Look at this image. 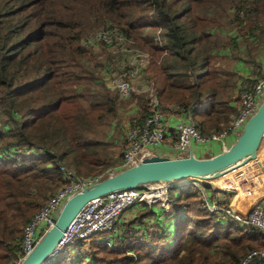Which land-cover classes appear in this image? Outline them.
<instances>
[{"label":"trees","instance_id":"obj_1","mask_svg":"<svg viewBox=\"0 0 264 264\" xmlns=\"http://www.w3.org/2000/svg\"><path fill=\"white\" fill-rule=\"evenodd\" d=\"M229 2L236 38L248 42L264 34V0H0V264H17L24 256V226L63 184L58 168L63 161L77 173L107 163L92 132L117 110L119 98L106 78L95 75L93 67L101 72L106 67L83 41L100 28L118 29L152 54L147 69L161 104L196 105L194 117L203 127L207 119L227 124L235 110L223 109L228 102L219 93L230 87L231 74L223 73L226 81L219 77L213 54L226 46L211 38V30L224 26ZM147 29H161L162 45L144 33ZM137 101L141 123L148 109ZM57 180L55 191L40 202L38 193ZM188 185V190L176 188L177 197L170 195L179 214L169 215L174 246L159 244L169 232L164 223L153 237L137 223L144 217L165 220V211L139 205L141 220L119 227L116 246L91 244L89 258L78 259L64 250L46 264H238L253 245L264 249L259 231L224 225ZM75 246L81 249L86 242ZM217 251L225 258L213 262Z\"/></svg>","mask_w":264,"mask_h":264},{"label":"built area","instance_id":"obj_2","mask_svg":"<svg viewBox=\"0 0 264 264\" xmlns=\"http://www.w3.org/2000/svg\"><path fill=\"white\" fill-rule=\"evenodd\" d=\"M156 40L162 45L161 29L156 34ZM82 44L86 49L104 45L111 50L115 58L127 55L129 59L125 67L112 78L107 79V86L123 100H128L134 96H143L146 99L148 113L141 123H137L126 130V147L122 153L121 162L107 171L112 176L116 170L120 171L124 167L131 168L147 162L156 156V149L166 143L164 113L155 83L153 80H149L145 85L138 82L143 71L151 64L153 56L116 28H100L89 35ZM263 102L264 78L244 84L239 95V111L220 134L204 136L193 120L179 122L177 140L173 145L178 157H192V145L195 143L222 140L231 133L238 135L243 133L246 124L257 113ZM58 168L63 177V184L24 226L21 245L24 256L20 261L32 253L40 242L38 230L44 231L43 237L55 226L56 220L68 200L104 179L102 176L82 177L76 170L63 163ZM190 180L187 182L198 189L210 212L223 215L225 219L231 220L238 226L255 229L264 237V196L244 215L233 206L226 205L222 201L209 200L204 193L206 191L204 184H199L195 180L190 182ZM166 183L158 182L157 185L148 183L141 187L117 190L88 202L69 223L46 263L78 242H92L95 238H101L102 235L100 244L110 248L116 246L115 236L118 233V224L123 213L136 205H143V203L153 205V202H158L162 206L170 203L168 191L171 184L166 185ZM157 191H163V197L151 198L153 196L150 197V195ZM255 262L264 263V249L248 251L238 264H253Z\"/></svg>","mask_w":264,"mask_h":264},{"label":"rangeland","instance_id":"obj_3","mask_svg":"<svg viewBox=\"0 0 264 264\" xmlns=\"http://www.w3.org/2000/svg\"><path fill=\"white\" fill-rule=\"evenodd\" d=\"M237 1L238 0H236V2ZM226 8H227V11H228V17H226V15H224V16L222 15V17H221V20L224 22V26H223V30H222V32H224V35L222 36L220 34V40H219V43L221 45L227 44L226 48H228V49L225 48L224 50H222L223 52H221V54H225V57H226V62L225 63L228 64V62H232V59L234 58L233 54H231L230 52H237V54H239V52H242L241 54L244 57H247V58L249 57L250 60H253V62L256 65H257V60L258 59L261 61L260 63H262V61L264 60V34L261 33V32H258L256 34V36L252 37L248 42H245L241 38H236L237 34H236V31H235V28H234L233 24L230 22V18H232L233 11H234L233 2H229L226 5ZM217 30L218 29H215L214 32H217ZM157 32H158V29L157 30L147 29L144 33H147V34H149V35H151L153 37L154 36L156 37ZM232 41L234 42V43H232L234 45L233 46H228V44L231 43ZM97 47L99 49L95 53L100 55L99 62H101V63L103 62V64L105 65L107 71L104 72V70H103L101 72V68L93 67L95 75H97L98 76L97 78H99V79H101L100 78L101 76L103 78H106V79L107 78L108 79L112 78L119 71L114 66V63H113L114 56L112 55L111 50L108 47H106L104 45H98ZM225 57H223V58H225ZM100 67H102V66H100ZM248 80H250V79H248ZM96 84L97 85L100 84L98 79L96 81ZM133 99L134 100L140 99L142 101V103H143V106H146V99L143 96H134L133 98H131V100L127 101L126 103H124L121 99H119V101L117 102V110L113 114L109 115L102 123H98V124L94 125L93 132H92L93 135H94L93 137L98 139V140H101L104 143H106L105 147H101L100 148V152L99 153H100L101 158L103 160H105L107 163H106L105 167L102 168V169L100 167V168H95V169L90 170V171L83 170L84 173H89L88 175H85V174L83 175V174L78 172L80 176L85 177V178H95L97 176H102L105 179V178L110 176V174L107 171L110 168L115 167L119 163L120 158L122 156V150H121L122 145L120 143V136L123 135V131L128 127V125L134 122L133 121L134 120V118H133L134 113H133V109H132L133 108V106H132ZM83 102L87 103V99H84ZM241 135H242V133L240 134V136H237L236 142H238L240 140ZM111 141H114V143H115L114 146L111 144ZM107 142H109V143H107ZM226 149H229V148H226ZM259 149H260L259 151L264 149V133L262 135V139H261L260 144H259ZM226 151H228V150H226ZM258 155L261 156V160H260V158L257 157V155L256 156L250 155V156L245 157L244 159H242V160H245V159L249 160V158H252V157L255 158V160H253V162L250 165H247L246 167L240 169L235 174L234 180L236 179V180H239L241 182L243 180L247 181V182H250L252 179H248V178H252L251 176H252V174H254L256 172V170H258L260 172L261 176L264 179V159H262L263 156H264V151L261 152V153H258ZM258 160H260L262 162V164H261V162H258ZM63 164L66 165V166H69V167L72 166L70 164L69 160L63 161ZM238 165H240V162L237 163L234 167H236ZM72 167H74V166H72ZM234 167H231L228 170H224L223 172L221 171V172L215 174V176L224 177L225 185L226 184H235L236 185L237 184L236 181H233L232 183H230V182L227 183L228 178L226 177L227 175H230V173H231V171H232V169ZM117 173H119L118 170H116L115 174H117ZM115 174H113V175H115ZM194 180L198 181L199 184H204V187H205L206 183L210 184L211 186L207 187L209 189L208 190L209 194H212L211 192L213 190L214 191L216 190L215 187H218V185L215 183V181H210L206 177L205 178H200V179H197V178L196 179H192V180H190V182H193ZM58 183H59V180H57L55 182L47 183L44 186V188H49V189L48 190L44 189V192L38 193L39 201L40 202L41 201L45 202V197H47L49 194L51 195L55 191L54 187L56 185H58ZM178 183H179L178 185H176L173 188L169 189L168 197L170 199H172V197H170V195L172 196V194L174 195V197H177L179 195V192L181 190L180 189H176L177 187H183L182 189L188 190L186 188V185H188V184L192 185V184H190L187 181L186 182H178ZM153 184L157 185V183H155V182ZM168 184H170V182L166 183V185H168ZM262 185L264 186V182H262ZM247 188H249V187H247ZM161 192H163V191H161ZM222 192H223L222 195L227 199V202H229V203L233 202L235 207L238 208L240 211H244L245 212L248 209V207L250 205H252L256 201L254 199L253 191L252 192H247V194H245L243 196L241 201L240 200L235 201V199L236 198L239 199V196L238 197H236V196L237 195H242L243 193H236L234 191H221L220 193H222ZM163 195H164V193H163ZM212 195H214V194H212ZM167 205H170V206L167 207ZM167 205L166 206H162L160 203H157V204H155V207L157 208V211L164 210L165 211L164 213L166 215H168V219H169V215L172 214L173 212H174L173 214L177 215V211L175 209V207H176L175 204L169 203ZM140 207L141 206H139V205L136 206L137 209H136L135 213L133 214V216H134L133 219H135V218L137 219V216L139 217L144 212V211L140 210ZM133 208H131V209H133ZM131 209H129L128 211H130ZM215 217L218 218L219 220H222L224 218L223 215H216V214H215ZM133 219H131L130 221H132ZM152 219H153V217H152ZM139 220H141V219H139ZM164 221L165 220H162V219L159 220V221H157V220L149 221L148 219H146V217H144L140 222H137V223H140L141 225L145 226L146 227L145 228V232L150 234V235H152L151 237H153L154 233H156V234L158 233V228H159L158 227V223L159 224H163L164 223L165 229L166 228L169 229V232H167V236L165 235L163 237L164 239H162L159 244L163 245V246L164 245L166 246V245H169L171 243V245H169L171 247V246H174L173 242L175 240V234L171 235V233L173 231V223H172V221L170 223H165ZM222 221H223L222 223L224 225H228V224L232 223V221L229 220V219H225V220H222ZM129 222H127V224ZM152 222L154 224H152ZM118 227H120V224H118ZM241 228H242V230L244 232H247V231L253 232L254 231V230H251V229H248V228H245V227H241ZM254 232H256V231H254ZM254 232L252 234H254ZM42 234H44V231L40 232V234L38 236L39 241H40V239H42L41 238ZM131 235H134L135 239L138 238V236L136 234H134V233H132ZM101 238H103V235H102ZM101 238H95L92 242H88V243L86 242V246H84L81 249L77 248L75 245H73V246L69 247L65 251L71 252V254H72L74 259H78L80 256H85V257L89 258V256L92 253V248H91L92 245L91 244H95L97 246H104L103 244H100L101 243ZM96 240H98V242H96ZM220 242H223V241H220ZM118 244H119V242H118ZM254 249H258L256 245H253V247L248 249L247 252L250 251V250H254ZM224 258L225 257L223 255H221L220 253H218V251H217V257H214L212 259V261L213 262H215V261L218 262V261L223 260ZM241 259H242V257L240 258V260Z\"/></svg>","mask_w":264,"mask_h":264},{"label":"crops","instance_id":"obj_4","mask_svg":"<svg viewBox=\"0 0 264 264\" xmlns=\"http://www.w3.org/2000/svg\"><path fill=\"white\" fill-rule=\"evenodd\" d=\"M216 29H218L217 32H214L215 29L211 30V34H212L211 38L213 40L214 39L220 40V34L222 36L224 35V32H222L223 27L216 28ZM226 45L227 44H224L222 46H226ZM93 49L95 52H97L99 48L96 46ZM222 50L223 49H217L214 51L213 58H214L215 63H216L215 66L218 68V70L221 69L219 77H221V79L223 81H226V79H227L223 75L224 72H229L231 74V77L229 80L230 87H220L219 96H220V99L222 97L224 102H226V101L228 102V103L223 105L224 106L223 109L232 108L235 110V112L232 115H230L229 121L227 124H225V123L215 124L214 119H210L209 121L207 119L205 126L203 127L199 124V122L194 117V111L198 108L196 105L192 104L188 108H180L178 105H175V104H171L167 107L164 106L163 104H161L162 111L164 113L165 124H166V143H165V145L156 149V155L157 156L172 157V156L176 155L175 154L176 151L173 148V145L175 144V142L177 140V125L181 121L189 122L190 120H193L194 122H196V124L198 125L199 129L201 130V132L203 133L204 136H211L214 134L217 135V134H220L221 132H223L224 129L226 128V126L234 119V117L236 116V114L239 111V100H238V98H239L240 92H241L244 84L247 82H256V81L264 78V60L262 61V63H260L261 61L258 59L257 65H256L253 62V60H250L249 57L248 58L244 57L241 54L242 52H239V54H237V52H230L231 54H233L234 58L232 59V62H228V64H227V63H225L226 62L225 54H221V52H223ZM223 57H225V58H223ZM128 59L129 58L127 55H124L121 58H115L114 57L113 58L114 66L117 68V70L120 71L125 67ZM158 63H159V61H158ZM147 68L143 71V74L141 75L140 80L138 81L139 84H141V85H145L149 80H152L150 74L148 73ZM106 71H107V69H106ZM248 79H250V80H248ZM119 99H121V98H119ZM121 100L124 103H126L127 101L131 100V98L128 100H123V99H121ZM132 106H133L132 109H133V113H134V116H133L134 122L129 124L128 127L123 131V135L120 136V143L122 145V148H121L122 153L124 151V148L126 147V141H125L126 130L129 127L139 123L140 117H141L140 115H141L142 109L140 108L138 101L133 99ZM218 127H223L222 131L218 132L217 131ZM237 136H240V134L238 135L236 133H231L226 138H224L222 140L208 141L205 143H195L192 145V153H193L192 157L194 159H208V158H213L219 154L225 153V152H227L226 150L229 151L237 143L236 142ZM107 143H109V142H107ZM105 144L106 143L102 142L101 147H105ZM111 144L114 146L115 145L114 141H111ZM226 148H229V149H226ZM259 150L260 149L258 146L257 151H256V155L261 160V156H259L258 153L263 152L264 149H262L261 151H259ZM121 158H122V156H121ZM121 158H120L119 163L121 162ZM262 159H264V156ZM260 160H259V162H261ZM261 164H262V162H261ZM81 174L88 175L89 173L82 172ZM251 177L252 178H248V179H252L250 182H247L244 180L242 181L243 187H244V193L242 195H237L236 197L239 196V199L236 198L235 201L236 200L241 201L243 196L245 194H247V192H250L249 190L252 187L255 188L256 190L261 189L262 191H264V186L262 185L263 177L261 176L260 172L258 170H256V172L254 174H252ZM237 185L232 187V189L236 188ZM247 187H249V188H247ZM204 193L206 194V196L209 200L214 201V202H221L222 201L226 205L233 206L236 210H238V212H240L244 215L248 212V210L250 208H252L254 205L257 204V200H256V197L254 195V199L256 201L252 205H250L248 207V209L244 212V211H240L238 208H236L235 205L233 204V202H230V203L227 202V199L222 195L223 192L222 193L218 192L217 195H212V194H209L208 189H206V191H204ZM168 206H170V205H167V207ZM136 209L137 208L134 207L130 211H127V212L122 214V216L119 220L120 226L121 225L125 226L127 224V222H129L131 219H133V217H134L133 214L135 213ZM156 210H157V208H156ZM176 216L178 217L179 214ZM149 218L150 217H146V219H148L149 221H154V219H149ZM222 220H225V218H223ZM164 222L170 223L171 220L168 219V217H167V218H165ZM118 229H119V227H118ZM38 231L40 233L41 229Z\"/></svg>","mask_w":264,"mask_h":264},{"label":"water","instance_id":"obj_5","mask_svg":"<svg viewBox=\"0 0 264 264\" xmlns=\"http://www.w3.org/2000/svg\"><path fill=\"white\" fill-rule=\"evenodd\" d=\"M264 133V102L257 113L248 121L242 137L229 151L208 159L193 157H160L155 156L139 166L122 168L119 173L109 176L87 190L75 195L63 206L55 226L40 240L32 253L17 264H45L51 251L62 238L69 223L84 205L93 199L108 193L126 188L141 187L148 183L170 182V189L178 182L202 177L208 173L228 168L245 155L252 154L257 148ZM221 192V190H217ZM158 202H153L157 204ZM143 205H147L143 203Z\"/></svg>","mask_w":264,"mask_h":264},{"label":"bare ground","instance_id":"obj_6","mask_svg":"<svg viewBox=\"0 0 264 264\" xmlns=\"http://www.w3.org/2000/svg\"><path fill=\"white\" fill-rule=\"evenodd\" d=\"M240 141H246V136L244 135V136L242 137V135H241V137H240ZM259 144H260V143H259ZM259 144H258V146H259ZM258 146H257V148H258ZM257 148L252 152V154L245 155L244 157H242L241 159H239L236 163H234L233 165H230L228 168H226V169H222V170H217V171H215V172H213V173H208V174H206V175H204V176H202V177H199V178H197V179L205 178V177H206V178H208V180H210V181H215V183L218 185V187H215V189H217V190H221V191H234V192H236V193H244L243 183H242L241 181H239V180H236V179L234 180V176H235V174H236L240 169L246 167L247 165H250V164L253 162V160H255V158H253V157H252V158H249V160H248V159L242 160V159H244L245 157H248V156H250V155H252V156H256ZM239 162H240V165L234 167V166H235L237 163H239ZM258 162H259V160H258ZM231 167H234V168L232 169L230 175H227L226 177L228 178L227 183H228V182L232 183L233 181H236V183L238 184V185L236 184L237 187H236V188H233V189H232V187L236 186L235 184H226V185H225L224 177L215 176V174H217V173H219V172H221V171L223 172L224 170H228V169H230ZM263 182H264V179H263ZM162 183H163V182H162ZM214 186H215V185H214ZM249 191H250V192L253 191V193H254V195H255L257 201H259V200L262 198V196H264V191H262L261 189H260V190H256L255 188L252 187V189H250ZM163 193H164V192L157 191V192L154 193L153 195L151 194L150 197L153 196V197H151V198H154V197H155V198H161V197L163 196ZM148 199H149V198H148Z\"/></svg>","mask_w":264,"mask_h":264}]
</instances>
